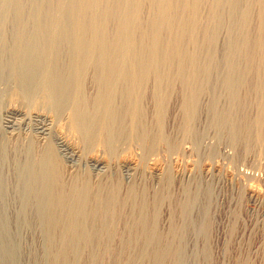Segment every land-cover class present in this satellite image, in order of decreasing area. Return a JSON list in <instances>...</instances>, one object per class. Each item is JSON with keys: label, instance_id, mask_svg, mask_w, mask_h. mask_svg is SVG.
Segmentation results:
<instances>
[{"label": "bare ground", "instance_id": "obj_1", "mask_svg": "<svg viewBox=\"0 0 264 264\" xmlns=\"http://www.w3.org/2000/svg\"><path fill=\"white\" fill-rule=\"evenodd\" d=\"M251 96L264 0H0V264H264L209 240L227 228L199 187L174 197L158 173L200 143L203 111L202 130L264 152Z\"/></svg>", "mask_w": 264, "mask_h": 264}, {"label": "rangeland", "instance_id": "obj_2", "mask_svg": "<svg viewBox=\"0 0 264 264\" xmlns=\"http://www.w3.org/2000/svg\"><path fill=\"white\" fill-rule=\"evenodd\" d=\"M251 97L245 100L239 98V101L244 105L241 104L242 106H240L243 110H246V107L249 106L247 109L248 114H253L254 111L260 110L259 108L263 107V105L260 104H264V96H261L262 98ZM206 101V99L203 101L204 104H206ZM177 102L174 100L172 106L175 107ZM259 102L261 103L259 104ZM244 103H247V106ZM223 108L226 109V107ZM203 112H201L199 121L197 119L195 121V130H192V132H195V135H192L194 133L191 134L195 137L200 136L199 140L201 146L198 145L200 144L198 141L196 144L197 147L195 145L196 148H191L189 150V155L184 157L181 155V151H176V153L180 155H173L174 162L167 161L171 163V166H168L164 161L165 158L161 156L160 159L162 161L160 160L161 162H159L158 173L165 174L168 170V172H172V175L174 174V180L172 182L174 183L172 184V190L175 194L174 197L178 196L181 184L189 182L192 189L197 185L200 193L198 197L196 196V199L197 201L199 200V204L203 207L207 206V210L210 211L208 212L207 221L209 222L210 218V223L213 225L220 222L226 226V230L232 227L231 230H225V233H220L219 235H216L214 230L210 231L207 235L209 240L213 238L215 240L217 238L219 244L226 242L227 239L230 240L231 243H236V241H238L240 246L248 247V249L254 251L257 255H261V250L263 249L264 251V248L260 246V243H264V152L261 147L259 148L260 145H256L255 143L256 146L252 144L251 146L253 148L250 147V152L247 151V154H245L242 152L241 148H239L240 150L238 148L234 149L228 145L223 137L220 138L218 135L214 134V130L209 129V132L208 129H206L207 131L205 129L202 130L201 128H203L205 119ZM196 124L199 125L197 126ZM25 128H27V130L29 129L28 127ZM201 132H206V135ZM216 137L222 140L220 141ZM63 155L64 154H62V156ZM74 160L77 161V159ZM75 161L73 162L76 163ZM86 167L90 170H100V166L96 168L92 163H88ZM164 167L167 170H165ZM181 174H184L183 178L179 177ZM152 175H154V173ZM195 203L194 209L196 210L200 208L199 206L201 205H198L197 202ZM167 206L168 205L165 203L162 206L163 209L161 208L162 221L167 218L166 215H164Z\"/></svg>", "mask_w": 264, "mask_h": 264}]
</instances>
